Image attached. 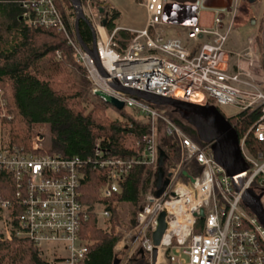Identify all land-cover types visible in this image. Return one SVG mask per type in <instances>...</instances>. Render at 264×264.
<instances>
[{
  "label": "built area",
  "instance_id": "built-area-1",
  "mask_svg": "<svg viewBox=\"0 0 264 264\" xmlns=\"http://www.w3.org/2000/svg\"><path fill=\"white\" fill-rule=\"evenodd\" d=\"M138 1L145 9L144 26L108 31L87 0L95 35L87 49L79 43L76 31H69L54 0L23 1V17L30 25L55 28L65 34L76 61L86 69L90 97L109 105L121 102L123 110L146 117L149 125L142 138L143 152L137 158H111L100 141L95 142L91 157L64 158L50 153L46 137L38 132L28 148L10 144L3 128L12 117L0 92V242L28 240L48 264H79L87 253V242L80 232L89 208L79 201L87 169L107 170V181L101 188L104 199L120 192V183L134 166H144L156 174V123L161 121L166 135L176 143L178 158L166 169L164 165L168 184L159 197L154 195L155 186L146 189L134 231L126 233L115 247L119 253L122 248L126 251L118 258L120 264L139 249L148 254L146 264H152V234L161 212L165 213L166 230L156 247V264H264V227L243 205L241 193L235 191L230 177L215 161L212 142H196L156 106L112 86L115 83L256 117L239 139L241 155L248 165L241 179L244 189L264 192V149L252 154L246 144L250 136L264 146V64L255 38L248 36L245 48L233 50L228 47L233 23L217 16L210 27L184 22L179 25L185 28V36L169 35L168 30L178 24L167 22L163 0ZM120 30L131 33V38L120 43L116 39ZM187 169H194L197 175L190 176ZM184 172L194 181H183ZM93 212L98 221L111 217L103 204H96ZM199 221L200 231L195 233ZM129 239L131 244L125 246Z\"/></svg>",
  "mask_w": 264,
  "mask_h": 264
},
{
  "label": "trees",
  "instance_id": "trees-1",
  "mask_svg": "<svg viewBox=\"0 0 264 264\" xmlns=\"http://www.w3.org/2000/svg\"><path fill=\"white\" fill-rule=\"evenodd\" d=\"M23 1L0 0V92L12 119L8 123L11 145L28 148L32 131L37 126H46L49 131V152L64 158L93 156L94 144L101 142L102 149L111 158H137L143 152L142 138L149 121L136 112L116 110L108 103L90 97V83L83 65L76 61L71 45L62 31L30 25L23 17ZM70 32L84 48L93 44L87 0H80L85 18L77 20L70 0H54ZM92 13L107 17L106 28L117 27L120 12L104 0H89ZM118 36V37H117ZM116 39L123 43L131 33L118 31ZM264 45V44H263ZM57 52L59 59L56 58ZM212 104V101H209ZM165 117L181 128L198 143L195 130L176 112L169 108L156 107ZM114 110L119 119H111L107 112ZM234 127L238 138H243L254 124L256 117L240 112L227 119ZM246 144L252 154L264 146L250 136ZM156 145L163 151L167 164L176 161L178 149L174 140L166 135L164 124L156 123ZM190 176L197 172L187 169ZM155 172L144 166H134L120 183V192L108 199L101 196V188L107 181V170L87 169L80 187L79 201L88 207V219L82 223L80 237L87 242V253L79 264H113L119 256L115 247L128 232H133L136 213L139 211L147 188H153ZM183 181L187 182L185 177ZM96 204H103L111 213L110 230L98 226L93 212ZM197 222L195 233L200 231ZM120 229L121 232H115ZM144 257L133 253L122 264H146ZM0 264H48L39 255L37 248L28 240L13 239L0 242Z\"/></svg>",
  "mask_w": 264,
  "mask_h": 264
},
{
  "label": "water",
  "instance_id": "water-1",
  "mask_svg": "<svg viewBox=\"0 0 264 264\" xmlns=\"http://www.w3.org/2000/svg\"><path fill=\"white\" fill-rule=\"evenodd\" d=\"M213 0H163V12L166 15L167 22L174 24H183L188 22L193 24L197 17V11L201 9H212L218 11L216 16L222 20L225 13L232 11V7L220 6L214 7L209 4ZM257 0H247L249 4L256 2ZM76 12L75 27L77 26V20L79 18H85L80 0H70ZM177 10L181 11L180 15H175ZM174 12V13H173ZM93 34V42L95 41L94 30L91 23L86 19ZM107 17L102 19V24L106 25ZM221 26V25H220ZM200 36V35H199ZM85 48V47H84ZM87 49V48H85ZM92 54L97 60L96 50L93 47ZM112 86L120 91H123L129 95L144 100L145 102L156 106L169 108L172 111L178 113L196 132L197 138L203 143L212 142V152L215 161L225 170L228 177L232 181L233 188L236 192L241 193V199L246 209L253 214L258 222L264 227V206L262 204V198L264 192L256 193L252 189H244L241 179V175L247 170L248 165L243 159L240 148L239 138L233 126L230 125L227 118L213 105H194L190 103L181 102L168 97H161L151 93L135 91L128 88H123L118 84ZM116 110H123V104L118 101H113L111 104ZM167 159L166 154L159 150L156 178L154 181L155 197H159L168 180L164 178V165ZM183 177L193 182V178L188 176L186 172L183 173ZM204 216L203 210L199 212V218ZM165 213L161 212L158 218V226L156 231L152 234V242L155 248L152 251V264H156L157 248L160 245L161 237L166 230L164 222ZM141 257H144L142 249L138 250ZM113 264H120V260L115 257Z\"/></svg>",
  "mask_w": 264,
  "mask_h": 264
},
{
  "label": "rangeland",
  "instance_id": "rangeland-1",
  "mask_svg": "<svg viewBox=\"0 0 264 264\" xmlns=\"http://www.w3.org/2000/svg\"><path fill=\"white\" fill-rule=\"evenodd\" d=\"M132 3H134V0H132L130 4L132 5ZM135 9H137L136 11L140 13V8L136 7ZM128 10L129 12H132L131 6H129ZM251 19L253 20V23H250ZM229 21L233 23V28L229 34L228 47L232 48L233 50L239 51L247 46V37L254 36L256 46L260 55V60L264 64V0H257L252 4L247 3L246 0H236L234 4L233 13L226 20V22ZM220 111L222 115L227 119L238 114L236 110L231 108H223L220 109ZM107 115L111 119H119V116L114 110H109L107 112ZM3 129V135L7 136L8 127H4ZM36 132L44 135L46 137V144L49 143V131L46 126L35 127L32 131V135L36 134ZM261 201L264 206V196ZM100 209V207H97V210ZM98 226L103 230H110L109 221H104L101 218L98 221ZM115 232H121V230L115 229ZM130 240L131 239L125 240L123 244H125V246L127 244H131ZM123 244L119 245L118 248H122ZM115 250L117 252V248H115ZM123 251L125 250L122 248L121 252H118L119 256L117 258H122V254H125L126 252Z\"/></svg>",
  "mask_w": 264,
  "mask_h": 264
},
{
  "label": "crops",
  "instance_id": "crops-1",
  "mask_svg": "<svg viewBox=\"0 0 264 264\" xmlns=\"http://www.w3.org/2000/svg\"><path fill=\"white\" fill-rule=\"evenodd\" d=\"M104 1L105 4H109L110 6L114 7L116 10L120 12V17L118 18L117 21V27H120L122 29L124 28L140 29L144 26L146 19L145 9L138 0H134V3H132V5L130 4L132 0H104ZM129 6H131L132 12H129L128 10ZM136 7L140 8V13L136 11L137 10L135 9ZM217 12L218 11H214L212 9L200 8L196 13L197 17L194 23L201 27H210L213 23L214 18L216 17ZM180 14H181L180 10L179 11L177 10V12H175V15H180ZM185 31H186L185 28L182 27L181 25H174L173 27H171V29L168 30L167 34L185 36Z\"/></svg>",
  "mask_w": 264,
  "mask_h": 264
},
{
  "label": "flooded vegetation",
  "instance_id": "flooded-vegetation-1",
  "mask_svg": "<svg viewBox=\"0 0 264 264\" xmlns=\"http://www.w3.org/2000/svg\"><path fill=\"white\" fill-rule=\"evenodd\" d=\"M235 1L236 0H213V1L209 2V4L213 5L214 7L230 5L232 7V11L229 13H225L224 18L222 19L223 21H226L230 17V15L233 13ZM217 13H219V12H217ZM250 23H253L252 19L250 20Z\"/></svg>",
  "mask_w": 264,
  "mask_h": 264
},
{
  "label": "bare ground",
  "instance_id": "bare-ground-1",
  "mask_svg": "<svg viewBox=\"0 0 264 264\" xmlns=\"http://www.w3.org/2000/svg\"><path fill=\"white\" fill-rule=\"evenodd\" d=\"M210 18V17H209Z\"/></svg>",
  "mask_w": 264,
  "mask_h": 264
}]
</instances>
